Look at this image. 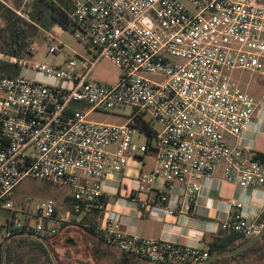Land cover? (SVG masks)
Listing matches in <instances>:
<instances>
[{
  "label": "built area",
  "instance_id": "built-area-1",
  "mask_svg": "<svg viewBox=\"0 0 264 264\" xmlns=\"http://www.w3.org/2000/svg\"><path fill=\"white\" fill-rule=\"evenodd\" d=\"M71 1L69 32L95 56L63 55L60 67L12 58L20 73L0 77V211L9 215L0 223V244L6 246L18 235L55 238L61 223L92 210L103 213L102 182L144 157L155 164L139 174L133 200L166 215L189 213L201 181L216 169L226 183L241 189L264 188V160L227 143V138L241 137L257 109L234 73L264 76V3ZM48 44V55L63 47L51 38ZM28 52L33 54L32 46ZM103 60L121 71L113 84L92 79ZM27 72L54 82L32 79ZM126 108L131 113L124 124L90 118L116 116V110ZM24 178L70 189L72 211L59 220L53 200L39 201L32 210V198L15 206L12 194ZM158 182L165 190L179 187L182 197L170 204L169 195L156 188ZM230 207L234 213L222 230L251 240L257 224L244 217L242 203L233 200ZM110 227L96 229L107 247L149 264H205L210 259L207 247L156 241Z\"/></svg>",
  "mask_w": 264,
  "mask_h": 264
},
{
  "label": "crops",
  "instance_id": "crops-1",
  "mask_svg": "<svg viewBox=\"0 0 264 264\" xmlns=\"http://www.w3.org/2000/svg\"><path fill=\"white\" fill-rule=\"evenodd\" d=\"M254 1L264 3V0ZM56 27L62 29L56 25L51 30ZM88 50L92 51L91 57H82L91 60L95 56V51ZM95 70L92 79L99 82ZM27 76L40 81L43 78L32 72H27ZM119 76L113 83L118 80ZM237 82L241 89L249 93L257 102V109L241 137L239 139L227 138V143L230 146H239L249 150L264 160V76L256 75L254 80L244 79L237 80ZM116 116L108 117L115 119ZM125 118L123 123H119L121 117H116L114 123L124 124L127 121V117ZM154 164L153 158L144 157L139 162L131 161L122 173L108 175L102 182L107 209L103 213L94 210L85 212L76 216L71 223H61L59 234L65 243L70 244V251L75 256L78 255L80 264H149L107 247L96 229H106L108 225H111L110 228L113 231L128 235L195 248H206L213 239L221 236L222 223L233 215L234 211L230 207L231 201H238L244 205L242 212L247 220L257 224L263 217L261 214L264 205V188L245 190L226 183L223 180L221 169H216L211 178L201 181L200 195L189 213L170 216L160 208L143 209L138 201L133 200L132 195L138 188L139 174L152 170ZM156 188L163 189L169 195L170 204H174L182 197V190L177 186H171L165 190L164 185L158 182ZM73 207L72 196L65 197L60 208L56 204L57 218L62 220L67 212L72 211ZM115 219H117L116 223ZM262 250L261 254H249L243 262L227 260L217 264H264V244ZM233 256L235 255L223 257Z\"/></svg>",
  "mask_w": 264,
  "mask_h": 264
},
{
  "label": "rangeland",
  "instance_id": "rangeland-1",
  "mask_svg": "<svg viewBox=\"0 0 264 264\" xmlns=\"http://www.w3.org/2000/svg\"><path fill=\"white\" fill-rule=\"evenodd\" d=\"M34 0H0L1 3L6 5L16 14L19 13L18 16L25 21H27V16L31 11V4ZM31 21L30 17L28 19ZM25 29L31 34L33 47V54L31 56L26 57L28 62H37L40 64H45L48 66H62L64 62L63 55H71L78 57H86L90 58L92 55V51H89L86 47L78 43L73 37L72 33L65 30H60L58 27L53 30L46 31L35 23L27 22L24 25ZM51 38L57 42L63 44V47L60 53L57 55H48L49 47L48 39ZM2 57H6L0 54V59L3 60ZM8 58V57H7ZM11 62L8 60H4ZM30 70V67L28 68ZM96 76L98 77V81L106 84H113V81L117 79V77L121 74V71L114 66L112 63L103 60L96 67ZM150 79H154L155 77L149 76ZM256 75H252L248 72H236L234 73V79L237 80H254ZM43 82L53 83L54 81H50L47 77L41 78ZM57 83V82H55ZM76 108L87 111V108L83 105L77 104L74 105ZM131 113V108H126L124 110H116V114L121 117V121L119 123H123L125 121V117H128ZM116 117H108L104 115L92 114L90 116L91 119L100 122L114 123L116 121ZM145 137L141 136V141H145ZM72 196L71 190L59 185H55L46 181L33 179V178H24L19 185L14 189L12 194V202L15 206L25 205L27 198H32V202L28 204L29 209H33L34 206L39 201L44 200H53L57 206L60 208L65 200V197ZM8 213L4 211H0V223L4 222L6 218H8ZM46 243L51 251L48 259L41 251L37 250H22L20 249V243H13L12 250L14 252V262L13 264H80L78 255L75 256L70 251L69 245L67 242L65 243L64 239L59 234L55 238L47 239Z\"/></svg>",
  "mask_w": 264,
  "mask_h": 264
},
{
  "label": "trees",
  "instance_id": "trees-1",
  "mask_svg": "<svg viewBox=\"0 0 264 264\" xmlns=\"http://www.w3.org/2000/svg\"><path fill=\"white\" fill-rule=\"evenodd\" d=\"M71 0H34L31 4V11L29 17L31 21L46 31L51 30L54 26L58 25L65 31H70L72 22L70 20L71 13ZM27 24L25 19L18 16L10 8L0 2V54L8 57L9 59L16 58L26 59L32 54L28 52L32 40L31 34L25 29L24 25ZM20 73V67L12 62L0 59V77H14ZM141 128L148 129L147 125H142ZM264 224V216L257 223L258 228ZM250 240H245L239 235L223 231L221 236L216 237L207 245L209 249L210 258L237 250L246 245ZM20 243V249L25 250H39L48 259L49 253L42 243L29 238H18L12 240L4 248L0 244V264H13L14 252L12 250L13 243ZM264 244V236L254 246L249 249L243 250L238 255L233 257H223L215 259L210 264H217L220 261L238 260L239 262L245 261L249 254H261L262 245Z\"/></svg>",
  "mask_w": 264,
  "mask_h": 264
},
{
  "label": "water",
  "instance_id": "water-1",
  "mask_svg": "<svg viewBox=\"0 0 264 264\" xmlns=\"http://www.w3.org/2000/svg\"><path fill=\"white\" fill-rule=\"evenodd\" d=\"M1 58L3 60H8L7 57H2ZM264 236V224L260 227L258 233L246 244L244 245L243 247L237 249V250H234V251H231V252H228V253H225V254H221V255H218V256H215L213 258H210L208 261L205 262V264H209L211 260H214V259H219L223 256H231V255H236V254H239L241 253L243 250H246V249H249L251 248L252 246H254L259 240L262 239V237ZM21 237H28L30 239H34L36 241H39L40 243H42L44 245V247L47 249L48 253L51 254V251L48 247V244L46 243V240L42 239L41 237H36V236H32V235H27V236H24V235H18L15 238H21ZM5 247V245L3 246V248ZM5 264V263H4Z\"/></svg>",
  "mask_w": 264,
  "mask_h": 264
}]
</instances>
